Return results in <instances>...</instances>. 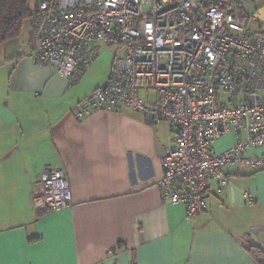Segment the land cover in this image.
<instances>
[{
	"label": "crops",
	"instance_id": "crops-1",
	"mask_svg": "<svg viewBox=\"0 0 264 264\" xmlns=\"http://www.w3.org/2000/svg\"><path fill=\"white\" fill-rule=\"evenodd\" d=\"M245 13L264 34V0ZM35 44L27 20L17 39L0 45V264H255L246 250L264 252V166L227 169L230 186L211 182L207 210L187 219L156 187L173 141L167 123L128 109L75 119L109 64L96 77L97 60L69 87L29 59ZM233 143L221 138L213 152ZM248 157L264 163V146ZM49 168L63 170L69 185L71 206L58 213L32 206Z\"/></svg>",
	"mask_w": 264,
	"mask_h": 264
},
{
	"label": "built area",
	"instance_id": "built-area-1",
	"mask_svg": "<svg viewBox=\"0 0 264 264\" xmlns=\"http://www.w3.org/2000/svg\"><path fill=\"white\" fill-rule=\"evenodd\" d=\"M254 0H35L29 59L55 69L69 87L107 46L114 56L104 84L72 111L128 109L173 136L156 184L160 199L183 206L186 218L207 210L210 183L230 186L226 170L264 166L248 154L264 146V34L245 11ZM142 95V96H141ZM232 136L233 145L214 153ZM40 213L71 206L67 177L45 169L32 200ZM110 252V256H113Z\"/></svg>",
	"mask_w": 264,
	"mask_h": 264
},
{
	"label": "trees",
	"instance_id": "trees-1",
	"mask_svg": "<svg viewBox=\"0 0 264 264\" xmlns=\"http://www.w3.org/2000/svg\"><path fill=\"white\" fill-rule=\"evenodd\" d=\"M29 1L0 0V45L20 36L25 22L30 17ZM246 253L255 264H264V252L258 246H248Z\"/></svg>",
	"mask_w": 264,
	"mask_h": 264
},
{
	"label": "rangeland",
	"instance_id": "rangeland-1",
	"mask_svg": "<svg viewBox=\"0 0 264 264\" xmlns=\"http://www.w3.org/2000/svg\"><path fill=\"white\" fill-rule=\"evenodd\" d=\"M34 2H35V0L29 1V6L31 9L34 7ZM103 50H104V52L103 53L101 52L100 56L97 59L98 61L96 60L97 62L93 68V73L96 77L103 73V71L108 66V64H109V67L111 66L115 55H117V54L122 55V49L118 48V47L107 46V47L103 48Z\"/></svg>",
	"mask_w": 264,
	"mask_h": 264
}]
</instances>
